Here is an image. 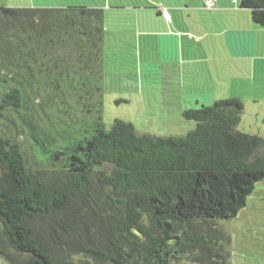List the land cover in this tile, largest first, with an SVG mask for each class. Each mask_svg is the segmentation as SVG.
<instances>
[{"label":"trees","instance_id":"obj_1","mask_svg":"<svg viewBox=\"0 0 264 264\" xmlns=\"http://www.w3.org/2000/svg\"><path fill=\"white\" fill-rule=\"evenodd\" d=\"M264 28V0H238ZM105 11L0 8V259L6 264H231L224 223L264 180V139L230 98L180 136L103 108ZM29 139L24 151L18 135Z\"/></svg>","mask_w":264,"mask_h":264},{"label":"rangeland","instance_id":"obj_2","mask_svg":"<svg viewBox=\"0 0 264 264\" xmlns=\"http://www.w3.org/2000/svg\"><path fill=\"white\" fill-rule=\"evenodd\" d=\"M107 1L112 5L115 0H0V7H90ZM115 18L106 20L103 42L101 117L106 129L115 119H122L140 134L180 136L194 127L182 112L197 108L196 101L207 99L209 106L238 98L243 104L238 130L264 139V81L247 73L244 65L250 67L251 61L218 58L224 51L218 41L214 62L212 45L208 47L206 40L197 43L188 33L182 59L169 61L167 48H160L162 43L154 40L146 45L143 37L138 42L126 32L128 13ZM185 28H189L187 23ZM184 93L190 102L181 109ZM18 142L28 150L25 133L18 135ZM224 226L231 236V264H264V180L255 184L246 206ZM0 264L6 263L0 259Z\"/></svg>","mask_w":264,"mask_h":264},{"label":"crops","instance_id":"obj_3","mask_svg":"<svg viewBox=\"0 0 264 264\" xmlns=\"http://www.w3.org/2000/svg\"><path fill=\"white\" fill-rule=\"evenodd\" d=\"M41 5L35 7H46ZM206 6L205 0H115L112 5L107 1L90 7L104 10L105 17H112L115 21L118 15L128 13L130 22L126 32L130 31L132 39L137 37L138 42L143 37L146 45H152L154 40L162 43L160 48H167L170 55L167 60L182 59L186 33L197 43L206 40L208 47L212 45L214 62L219 41L224 51L218 58L251 61L250 67L244 65L247 73L257 74L258 80L263 82L264 28L252 22L249 10L241 9L238 0H213L212 8ZM206 101L195 103L205 105ZM187 102L190 101L184 93L181 109Z\"/></svg>","mask_w":264,"mask_h":264},{"label":"built area","instance_id":"obj_4","mask_svg":"<svg viewBox=\"0 0 264 264\" xmlns=\"http://www.w3.org/2000/svg\"><path fill=\"white\" fill-rule=\"evenodd\" d=\"M205 3L207 5V7H211L213 4V0H205Z\"/></svg>","mask_w":264,"mask_h":264}]
</instances>
